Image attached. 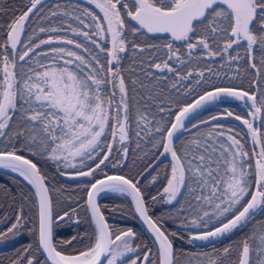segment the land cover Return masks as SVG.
<instances>
[{
	"label": "snow or ice",
	"instance_id": "6c2138e0",
	"mask_svg": "<svg viewBox=\"0 0 264 264\" xmlns=\"http://www.w3.org/2000/svg\"><path fill=\"white\" fill-rule=\"evenodd\" d=\"M87 3L102 15L72 0L0 5V169L29 189L0 185L12 210L0 242L32 237L9 264H264V0ZM230 101L245 115L204 118ZM137 161L135 176L105 172ZM63 177L84 197L65 196ZM107 193L130 198L147 239L109 223Z\"/></svg>",
	"mask_w": 264,
	"mask_h": 264
},
{
	"label": "trees",
	"instance_id": "16d2710c",
	"mask_svg": "<svg viewBox=\"0 0 264 264\" xmlns=\"http://www.w3.org/2000/svg\"><path fill=\"white\" fill-rule=\"evenodd\" d=\"M61 2H64V0H61ZM72 2H79L83 6L89 7L91 10L95 11L98 15H102V13H100L99 10L96 9L94 5H89L87 3V0H72ZM26 3H27V0H23V4H26ZM0 5L8 9H12L14 7H22L21 0H0ZM10 14L11 12H9V15ZM6 20H7V16L0 15V23L6 22ZM0 35H2V33H0ZM247 79L248 78H245V82L243 85L237 84V86L247 87ZM219 105L228 108V110H231L236 114L245 115V111L244 109H242L239 102H236V101L235 102H222ZM221 111L223 110L214 108V113L205 112L204 118H208V116H210L211 114H218ZM220 122L225 125L234 126L237 130H240V128L243 127L239 122L235 121L233 118L221 120ZM134 150H135V146L133 145L130 151H134ZM157 159H161V158L157 157ZM164 164H167V160H164ZM140 167H141V164L139 161H137L135 166H131L126 169H120V168L113 169L109 167L108 169H105V172L107 174L119 173L125 176H129V175L135 176L136 173L140 170ZM45 170L48 171L52 175H55L57 171L51 166H47ZM157 170L159 171L160 169H157ZM68 171H71V170H68ZM13 176L14 174L10 172L0 171V185L6 184L12 187L17 192L23 189L25 193H29V189L25 184H23L22 182L21 183L13 182ZM101 176H104V173L97 175V178ZM59 179H61L65 188L68 190L67 192L64 193L65 196L68 194V192H71L74 197V200H80L82 197H84L85 190L75 188V185L78 183V181L69 180L67 177H63ZM137 179H140V177H137ZM16 180L19 181L20 178L16 177ZM90 180L91 179L89 178H83L81 181H79V183H84ZM145 183L146 181L141 179V185H144ZM148 190L153 195L155 194L154 188H149ZM63 198L64 197L62 196L61 199ZM99 203L102 205V210L105 212V216L109 220V223L115 224L122 228L131 227L135 231L139 232L142 236H144L145 239H147V231L142 227L138 218L135 217L134 211H133V205L130 202L129 197L121 196L119 194H107L100 198ZM166 207L167 206H164L158 203L152 204L150 214L160 215L162 209ZM26 211L29 213V215L34 214V210L30 203L26 205ZM79 213H80V216L83 217L85 215L84 209L80 208ZM2 215L11 216L12 215L11 208L0 206V216ZM5 226H6L5 224L0 223V229L4 228ZM167 227L170 231H181V232L183 231V229H180L178 227L176 222H173L171 220L168 221ZM69 231H71V229H69L68 227H61L60 229H57V233H58L57 238L62 239L66 237ZM249 231H251V229H249ZM240 238L241 237L239 233H237L234 237V239L236 240H239ZM31 240H32V237L29 236L27 233H25L20 236L17 242L13 243L12 245L2 248V250H0V264H9V258L15 254V250L18 248H21L22 246L27 245L29 242H31ZM177 243H180V242L177 241ZM197 243L203 244V242H197ZM221 243L227 244L228 241L225 240V241H222ZM180 247L186 248L189 251H195L197 253L204 252V251H211V245H204L203 247H199V246L193 247L192 245L180 243ZM217 247H220L219 243L217 244Z\"/></svg>",
	"mask_w": 264,
	"mask_h": 264
},
{
	"label": "water",
	"instance_id": "95a60500",
	"mask_svg": "<svg viewBox=\"0 0 264 264\" xmlns=\"http://www.w3.org/2000/svg\"><path fill=\"white\" fill-rule=\"evenodd\" d=\"M230 102H235V101H230ZM236 102H239V101H236ZM240 103V106L242 107V109H244L243 108V105H242V102H239ZM215 108L216 109H220V110H224V108H226V107H224V106H221V105H217V106H215ZM244 111H246L245 109H244ZM240 123V122H239ZM0 171H6V172H8L7 170H4V169H0ZM117 174H119V173H112V174H108V175H117ZM15 175V174H14ZM122 175V174H121ZM102 178H104V176H101V177H99L98 179H102ZM107 194H115V193H107ZM107 194H101V197L102 196H104V195H107ZM100 197V198H101ZM100 198H99V200H100ZM99 200H98V202H99ZM139 220V219H138ZM139 222H140V224L142 225V227L146 230V226L145 225H143V223L139 220ZM1 249V248H0Z\"/></svg>",
	"mask_w": 264,
	"mask_h": 264
},
{
	"label": "rangeland",
	"instance_id": "374dc122",
	"mask_svg": "<svg viewBox=\"0 0 264 264\" xmlns=\"http://www.w3.org/2000/svg\"><path fill=\"white\" fill-rule=\"evenodd\" d=\"M99 174H103V173L98 171L96 175H99ZM89 179H91V178H89ZM19 238H20V236L17 237L15 240H9L7 242H0V248H1L0 250H2V247L4 248V247H7V246L12 245L13 243L17 242V240H19Z\"/></svg>",
	"mask_w": 264,
	"mask_h": 264
},
{
	"label": "flooded vegetation",
	"instance_id": "af4514ba",
	"mask_svg": "<svg viewBox=\"0 0 264 264\" xmlns=\"http://www.w3.org/2000/svg\"><path fill=\"white\" fill-rule=\"evenodd\" d=\"M3 248V247H2Z\"/></svg>",
	"mask_w": 264,
	"mask_h": 264
}]
</instances>
